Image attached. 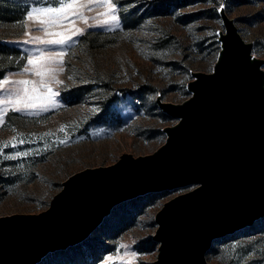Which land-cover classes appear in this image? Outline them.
I'll list each match as a JSON object with an SVG mask.
<instances>
[{"label":"rangeland","instance_id":"374dc122","mask_svg":"<svg viewBox=\"0 0 264 264\" xmlns=\"http://www.w3.org/2000/svg\"><path fill=\"white\" fill-rule=\"evenodd\" d=\"M99 3L93 0L91 10L79 9L87 22L69 15L49 28L66 35L76 29L83 33L57 45L24 43L31 37L56 38L42 30L40 17L27 18L32 8L57 7L56 0H0V80L38 82L34 72L24 71L33 69L27 58L38 57V50L64 53V71L54 73L62 83L52 80L53 73L44 77L58 93L47 110L16 112L10 101L0 103L8 108L0 123V143L8 144L0 153V217L40 214L71 175L111 166L123 154L149 155L164 145V129L178 119L163 112L158 98L181 104L192 95L188 84L193 72L213 71L221 49L219 32L225 30L222 8L244 40L253 43L254 55L264 59V0H113L117 22L109 24L102 23L109 19L104 15L108 9ZM15 87L3 85L0 101ZM40 92L47 95L46 88ZM192 189L149 193L122 203L85 241L50 253L38 264H154L159 255L153 239L157 213ZM207 260L264 264V218L215 240Z\"/></svg>","mask_w":264,"mask_h":264},{"label":"water","instance_id":"95a60500","mask_svg":"<svg viewBox=\"0 0 264 264\" xmlns=\"http://www.w3.org/2000/svg\"><path fill=\"white\" fill-rule=\"evenodd\" d=\"M220 13L225 30L213 71L193 72L192 95L181 104L158 98L178 119L164 129L165 144L71 175L40 214L0 217V264H38L80 244L116 206L149 193L193 187L157 213L154 264H211L215 240L264 218V59Z\"/></svg>","mask_w":264,"mask_h":264},{"label":"snow or ice","instance_id":"6c2138e0","mask_svg":"<svg viewBox=\"0 0 264 264\" xmlns=\"http://www.w3.org/2000/svg\"><path fill=\"white\" fill-rule=\"evenodd\" d=\"M93 0H87V3H81L80 0H56L57 7H42V8H32L27 12V18L31 19L34 15L40 17V25L42 30L48 36L56 37L53 39H41L40 37H31L29 40L24 41V43H42V44H57L63 45L68 43L76 35L83 34L80 29H76L71 32V35H66L64 32H50L49 28L55 26L58 23H61L63 20L67 19L69 15L75 16L78 19H83L87 22V18L83 15L82 11H79L80 8H88L92 4ZM100 7H107L108 11L104 15L109 16V19L102 21L103 24H109L112 22H117L116 6L113 3V0H100ZM91 10V8H88ZM35 30L39 31L41 28H36ZM27 35V33H26ZM39 56L33 57L29 56L27 58V63L33 65V69L25 68V72L32 71L38 77L40 81L32 80H17L9 82L7 79L0 80V88L3 85L11 83L16 87L14 90L8 91V97L5 101H0V103L11 102L13 111L20 112L25 109L40 107L42 110H47L48 105L53 103V97L58 95L48 87L47 82H45L44 77L48 73H53L52 80H55V75L57 71L63 72V52H53V53H44L43 50H38ZM51 65H57L58 67H51ZM71 79V77H69ZM56 83H62V81L55 80ZM23 86V87H20ZM31 86V87H29ZM47 89V95L45 96L40 92V88ZM8 108H0V123H3V116L7 113ZM63 130V126L61 128ZM23 142V141H21ZM60 143H66L65 140L59 141ZM7 142L0 143V153H2L3 147H7ZM15 146V145H13ZM22 155H27V153H22ZM6 159H14L13 156L5 157ZM121 248L128 247L127 245H120ZM135 255V254H133ZM109 259H112L109 257Z\"/></svg>","mask_w":264,"mask_h":264}]
</instances>
